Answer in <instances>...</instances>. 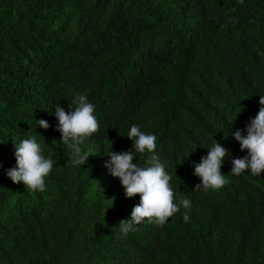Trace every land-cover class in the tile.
Returning a JSON list of instances; mask_svg holds the SVG:
<instances>
[{"label": "trees", "instance_id": "obj_1", "mask_svg": "<svg viewBox=\"0 0 264 264\" xmlns=\"http://www.w3.org/2000/svg\"><path fill=\"white\" fill-rule=\"evenodd\" d=\"M75 94L99 124L83 166L55 130ZM260 96L264 0H0V264H264V173L230 174L248 154L232 133L246 135ZM134 124L156 136L174 203H191L121 236L140 197L126 198L106 155L131 150ZM33 137L55 161L42 192L7 177L14 144ZM214 141L230 154L226 183L193 191Z\"/></svg>", "mask_w": 264, "mask_h": 264}, {"label": "clouds", "instance_id": "obj_2", "mask_svg": "<svg viewBox=\"0 0 264 264\" xmlns=\"http://www.w3.org/2000/svg\"><path fill=\"white\" fill-rule=\"evenodd\" d=\"M72 104L76 107L67 113L59 103L56 105L54 114L58 124L55 130L60 133L61 143L72 149V165L83 166L91 155L82 153L80 144L98 131L99 124L93 115L95 107L88 102L85 95L75 94ZM259 105L256 117L244 129L246 135L242 134L241 130L232 133L233 139L240 145V150H247L248 153L242 158L231 160L232 175L239 176L245 171H250L253 176L264 173V96H260ZM35 123L45 130L49 128L46 120H38ZM126 137L132 141L131 150L116 153L111 149L106 155L109 159L105 164L108 174L119 179L126 198L137 195L140 197V202L133 207L130 217L118 224L121 236L134 231V226L145 220L162 226L169 217L180 210V206L187 209L191 203L189 199H181L180 206L174 203L175 193L169 185L171 176L165 171V165L155 152L156 136L142 132L134 124ZM70 141L72 143H69ZM14 149L16 166L8 170L7 177L13 184L22 183L29 190L44 191L45 177L51 172L55 161L44 158L41 154V144L34 137L14 144ZM135 152L149 153V166L141 167L133 163ZM229 155L227 149L214 141L207 156L202 157L199 164L194 166V175L200 179V183L194 186L193 191L222 188L226 180L221 174V167ZM183 219L187 221L189 216L184 214Z\"/></svg>", "mask_w": 264, "mask_h": 264}]
</instances>
